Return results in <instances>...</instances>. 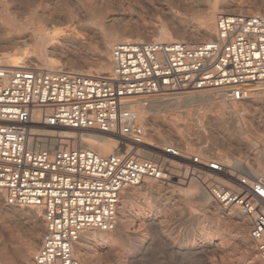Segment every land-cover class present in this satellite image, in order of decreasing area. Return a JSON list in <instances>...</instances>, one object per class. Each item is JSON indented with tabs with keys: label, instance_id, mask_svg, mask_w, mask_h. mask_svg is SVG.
<instances>
[{
	"label": "built area",
	"instance_id": "built-area-1",
	"mask_svg": "<svg viewBox=\"0 0 264 264\" xmlns=\"http://www.w3.org/2000/svg\"><path fill=\"white\" fill-rule=\"evenodd\" d=\"M215 25L209 41H119L106 75L0 67V191L8 205L40 213L34 264H82L75 243L87 230L116 228L124 190L175 176L198 179L214 207L246 217L264 259V168L248 175L219 159L152 143L134 109L169 91L215 93L234 103L264 91V16L220 13ZM34 127L96 132L123 147L106 155L89 147L36 149ZM146 146L155 154L146 157Z\"/></svg>",
	"mask_w": 264,
	"mask_h": 264
},
{
	"label": "rangeland",
	"instance_id": "rangeland-1",
	"mask_svg": "<svg viewBox=\"0 0 264 264\" xmlns=\"http://www.w3.org/2000/svg\"><path fill=\"white\" fill-rule=\"evenodd\" d=\"M89 11L93 15L87 16ZM220 13L264 16V0H0V60L20 55L26 65L44 70H91L95 74L98 55L109 57L111 48H102L109 33L115 37L111 44L124 37L166 42L161 40L164 32L172 40L195 43L208 40L202 31L211 29L212 40ZM54 18L60 23L53 22ZM21 23H29L30 30L19 29ZM32 30L46 47V65L30 47L16 44L31 39ZM183 98L162 99L182 102ZM213 101L214 105L195 103L176 111L148 109L143 122L155 144H173L201 157L223 160L240 173L244 172L236 160L264 167V95L254 94L234 105L218 98ZM233 111L240 114L245 127L232 129ZM168 126L179 128L180 137L168 131ZM180 179L151 180L124 191L117 226L106 232L113 242L81 237L76 251L83 254L82 264H247L253 257L264 264L238 211L214 207L210 196L204 204L185 205L175 190L185 186ZM43 229L36 208L8 205L0 191V264H34ZM242 235L247 237L244 242Z\"/></svg>",
	"mask_w": 264,
	"mask_h": 264
},
{
	"label": "bare ground",
	"instance_id": "bare-ground-1",
	"mask_svg": "<svg viewBox=\"0 0 264 264\" xmlns=\"http://www.w3.org/2000/svg\"><path fill=\"white\" fill-rule=\"evenodd\" d=\"M91 15H93V13L89 11L87 13V16H91ZM209 17H210V19H213V13H211ZM52 21L55 22V23H60V21L59 20H55V18L52 19ZM210 24H211V22H210ZM19 29L30 30L29 23H21V26H20ZM215 31H216V25L214 27V32ZM195 32H197V31H195ZM32 33H33V37L31 39H28V40L24 39L22 41L16 42V44L19 43L20 46L30 47V49H32L34 52H36L38 54V56L42 60L43 64L46 65V64H48L46 47H44V45L42 44L41 40L35 34L34 30H32ZM202 34H203V36L206 39L211 40V36L213 35V31L211 29H204L202 31ZM105 38H106V42L104 44H102V48L104 50H108L109 48H112V46L115 43H117V42H115L113 44L110 43V42L113 41V39H115V37L112 35V33L107 34ZM121 40H137V39L125 38L124 37V38H121ZM161 40H168L166 42L175 41V40H172V38L169 35H167L166 32L163 33V35L161 37ZM203 41H207V40H203ZM199 42H202V41H199ZM16 44H13V45L16 46ZM16 47L18 48V46H16ZM110 51H111V49H110ZM97 61H98L97 64H96L97 68H96V73H95L96 75L107 74L111 70L112 65H111V61H110V54H109V57H105L103 54L98 55ZM20 63H23L21 56L20 55H15V56H13L12 58H10L7 61L0 60V67L3 70L9 71V70H12L15 67H18L20 65ZM40 69H42V68H40ZM105 70L107 72H104ZM50 71H64V70H50ZM74 71H76V72H70V71H66V72H70V73L84 72L85 74H92L91 70L90 71H77V70H74ZM254 94H262V95H264V91H261V90L253 91L251 93L250 98L253 97ZM178 96H181V98L184 97L182 102H179L178 100H171V101L167 100L170 97L178 98ZM162 98H167V99H162ZM215 98L216 99L217 98L220 99V101H222L223 103L233 104V105L242 103V102L250 99L249 98V99L243 100V101H241L239 103H234V102L227 101L223 96L217 95L215 93H194V92H188V91L168 92V93H163V94H159V95L155 96V98H153L147 106L137 105V106L134 107V109H135V111L137 113L138 119L140 120V122L142 123V125L146 129V126L144 125L142 117H143V114L148 109H151L153 111H158V112L166 111V110L176 111V110H178V109H180L182 107L191 106L192 104H195V103L199 104V105H203V106H210V105H214L215 101H213V100ZM155 99H161V100H159L158 103L151 104V102L154 101ZM150 104H151V106H150ZM232 113L234 115H236L234 111ZM239 115L235 116L236 117V122H233L232 129H235V127H238V126L245 127V123L243 122V119L241 118V116L239 117ZM172 124L175 125V123H172ZM178 129L179 128L176 129L173 126H168V128H167V130L170 131L171 133H173V135L180 137V133H179ZM37 130H38V132L41 131L42 133H36ZM32 133L35 134V136H33V145H34V147L36 149H50V150H54V148L56 146L54 148L43 147V146H46L47 143H49V144L57 145V147L59 149H70V148L72 149V148L89 147L91 149H94L96 152H98L100 154L106 155V154H110L112 152H115L118 149H120L121 147H123V145H122L120 140H117V139H115L113 137H110V136H107V135H103V134H100V133H96V132L80 133V132H77V131H74V130H71V129H68V128H61V129H58L56 131H53V130H50V129H43V128H40V129L39 128L38 129L33 128L32 129ZM36 135H38V137ZM148 135L150 137V140H148V141H150L152 143H155L151 139V135L149 133H148ZM249 144L250 145H256V142L255 141H250ZM162 145H165V144H162ZM186 152H188V151H186ZM143 153H144V155L146 157H150L152 154H155L152 151V149H150V147H148V146H146L144 148ZM263 158H264V152H263ZM257 160H259V159H257ZM220 161L224 162V163H227V162H225L223 160H220ZM236 165L242 169L244 174H248V175H256V174L260 173L263 170V168H264L263 165H251V164H248V163L240 161V160H236ZM176 171L178 172L179 170L176 169ZM185 174H186V172H184V175ZM148 181H151V180L147 179V180L143 181L141 184H139L137 186H134V187H131V188H128V189H126L124 191L139 187L140 185H142L143 183H146ZM181 184H184L185 186H177L175 188V190H177L178 193L183 197V203H185V205L191 206L193 202H195L197 204H199V203L200 204L201 203L204 204L205 201H207V199H209V196H210L209 191L201 184V182L198 179H195V178L191 177L189 179L183 180L181 182ZM210 198H211V196H210ZM211 201H212V199H211ZM216 208H218V207H216ZM218 209H220V208H218ZM220 210L230 212V211H232L234 209H230V210L220 209ZM237 213H239L240 216H241V219L243 221L242 224L243 225H245V224L248 225L246 217L242 216L239 211ZM239 229H240L239 233L243 234V232H242L243 231V226H240ZM113 230H111V231H113ZM95 231H99L98 234H95ZM106 232H110V231H100V230H96V229H90V230H87L86 232H84L81 237H83L85 239L86 238H92L95 241L99 240L101 243H112L113 239L110 236H108V234H106ZM81 237L79 238V240L81 239ZM246 238L247 237H245V235H242V237H241L243 242L245 241ZM248 238H249V235H248ZM79 240L75 243L73 251H74V255L79 260H81V258L83 257V254L80 252L79 249H78V251H76V248H77L76 246H78ZM258 263L261 264L260 262H258L255 259V257H253L247 264H258Z\"/></svg>",
	"mask_w": 264,
	"mask_h": 264
}]
</instances>
